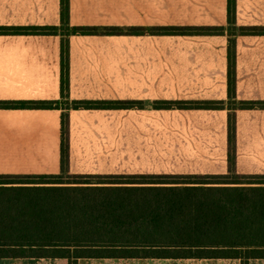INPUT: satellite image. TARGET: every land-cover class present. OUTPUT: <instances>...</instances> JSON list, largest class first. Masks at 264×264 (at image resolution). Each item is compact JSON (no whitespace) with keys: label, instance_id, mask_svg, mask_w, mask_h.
I'll return each mask as SVG.
<instances>
[{"label":"crops","instance_id":"crops-1","mask_svg":"<svg viewBox=\"0 0 264 264\" xmlns=\"http://www.w3.org/2000/svg\"><path fill=\"white\" fill-rule=\"evenodd\" d=\"M68 4L70 27L227 26V0H68ZM235 21L239 27H264V0H235ZM59 25L60 0H0V27ZM227 47L226 36H70L68 101L134 106L67 111L68 173L226 174V110H162L154 104L227 102ZM235 96L238 101L264 102V36L235 39ZM60 98V37L0 36V102ZM61 113L60 105L55 110L0 109L5 144L0 175L60 173ZM235 123L236 173L264 175V110H236ZM0 200L10 201L15 210L40 201L41 206L56 200L66 205L61 198ZM0 260L54 264L63 259Z\"/></svg>","mask_w":264,"mask_h":264},{"label":"trees","instance_id":"trees-1","mask_svg":"<svg viewBox=\"0 0 264 264\" xmlns=\"http://www.w3.org/2000/svg\"><path fill=\"white\" fill-rule=\"evenodd\" d=\"M68 0H60L58 27H0V36L60 37V102H0V109H47L60 105V173L57 175H0V198H61L66 201L65 247H4L0 259L80 260H237L248 264L264 260V248L250 245V203L264 199V175H239L235 170L236 110H264V102L238 101L235 96V39L264 36V27H239L235 0H227L226 27L96 28L70 27ZM226 36L227 102H157L155 109L226 110L227 173L222 175H91L68 173V122L70 109H127L133 103L68 101V39L70 36ZM83 199H238L239 245L234 248L207 247H81L79 205Z\"/></svg>","mask_w":264,"mask_h":264},{"label":"rangeland","instance_id":"rangeland-1","mask_svg":"<svg viewBox=\"0 0 264 264\" xmlns=\"http://www.w3.org/2000/svg\"><path fill=\"white\" fill-rule=\"evenodd\" d=\"M0 123V155L5 151ZM15 210L0 200V246L65 247V202L44 201ZM81 247H207L239 245L238 199H83L79 205ZM250 245L264 248V199L250 203ZM5 262L0 260V263ZM27 262H31L27 260ZM53 262V261H52ZM54 264H67L55 260ZM78 264H241L179 260H82ZM248 264H264L251 260Z\"/></svg>","mask_w":264,"mask_h":264}]
</instances>
